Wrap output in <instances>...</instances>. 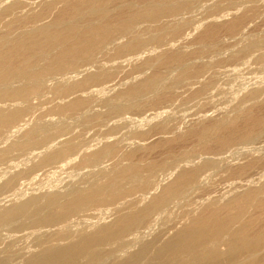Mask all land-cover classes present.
I'll list each match as a JSON object with an SVG mask.
<instances>
[{"label": "rangeland", "instance_id": "1", "mask_svg": "<svg viewBox=\"0 0 264 264\" xmlns=\"http://www.w3.org/2000/svg\"><path fill=\"white\" fill-rule=\"evenodd\" d=\"M37 1L40 2L0 0V14L7 6L22 3L17 16L27 14L28 19H32L45 9L43 3ZM123 1L120 5V15L130 4L138 10L146 5L145 0ZM180 1L189 5L186 11L182 12L181 18H185L184 21L189 25L181 36L175 34L176 21L179 19L176 17L163 19L153 26L141 23L137 26L136 33L139 40L145 41L142 47L136 50L127 48L126 45L133 42L136 35H120L119 41L107 44L93 57L80 60L63 72H56L58 63L52 62L53 52L36 54L30 67H23L22 71H46L37 91L22 97V100L0 99V212L30 198L38 199L37 203L28 209L29 213L18 219L21 221L15 220L0 225V264H24L39 255L44 248L53 247L60 240L66 242L68 239L67 243H76L83 235L85 237L93 234L102 226L111 224L118 216H126L147 207L164 193L166 187L176 182L182 172L197 170L208 160L214 162V166L200 173L196 184L188 188L181 197L171 201L163 209L164 213L153 214L148 221L132 229L133 231L101 246L99 250L102 255L98 259L88 260L85 256H79L74 264H111L118 256L122 257L120 260H125L143 244L155 238H158L156 247H161L162 241L172 237L188 225L190 219L201 215L210 205L226 206L236 196H242L249 189L264 186V131L258 130L253 138L234 142L235 144L232 143L226 150L219 149L216 139L201 140L196 135L212 121H233L250 110H254L256 117L264 118V59H259L260 52H244V48L251 41L264 38V0ZM61 8L60 5L55 7L51 14L42 20L41 25L51 24ZM83 14L84 20L78 23L80 27L85 26L86 18L91 16L89 11ZM17 16L6 17L0 24V54L7 52L8 48L25 36L31 28L30 24L21 22ZM233 23H238L239 26L237 25L235 30H229ZM210 25L218 28L213 43L202 37ZM157 37L162 39L161 42H151L152 38ZM172 53H182L185 57L181 63L166 67L165 61ZM203 66L208 68L198 72ZM22 71L9 82L12 87L24 88L33 81L29 77L23 78ZM99 73L106 75L100 76L95 83L87 86V89L68 92L73 84L85 80L88 75ZM152 76L162 79L159 87L137 98L122 101L121 113L114 112V107L106 104L112 97L128 91ZM205 86L210 90L198 94V90ZM77 101L84 102L83 108L71 109V105ZM15 110L24 112L11 124H2L3 117ZM242 123L240 125L244 124ZM240 125L239 128L242 129ZM68 141L77 147L74 154H67L55 162H44L45 157L61 150ZM107 144H117V153L114 156H108L91 165L83 164L84 158ZM204 145H208L210 150L205 151ZM128 167L152 174L153 184L151 182L145 191L128 188L129 176L122 175ZM244 169L247 171L240 175V171ZM119 175L117 186L122 192L120 205L117 204L116 208H87L63 223L69 225L67 227L62 224L51 227L37 226L38 218L54 209L47 201L50 195L60 194L59 199L62 201L59 202L64 203L79 189L94 186L107 188L106 186ZM110 190L106 189V192L109 193ZM250 214V218L261 215L254 209ZM248 215L245 220L250 219ZM15 222H18L17 225ZM261 223L264 225V219ZM61 241L54 247L67 244H61ZM158 242H161V245ZM7 250L12 251L9 256ZM105 260L109 261L106 263ZM144 263L150 261L143 260L141 264Z\"/></svg>", "mask_w": 264, "mask_h": 264}, {"label": "bare ground", "instance_id": "2", "mask_svg": "<svg viewBox=\"0 0 264 264\" xmlns=\"http://www.w3.org/2000/svg\"><path fill=\"white\" fill-rule=\"evenodd\" d=\"M123 2H124L123 0H59V1L40 0L39 3L40 4L43 3L44 5L43 7L45 9L43 10L42 13L35 15L32 19H28L29 16H27V14L17 16L18 10H20L22 3H13L7 6L6 8H4L2 13L0 14V24L2 20H4L6 17L13 18L14 16L15 17L17 16L18 18H20L21 22L30 24L31 28L27 34L25 33L26 34L25 36L21 37L20 40L14 42L8 48L7 52L0 54V86H3L2 88H0V99L3 100L4 98H21L22 100V97H27L28 95L33 94L34 92L37 91L38 87L40 86V82L42 81L41 78L45 75L46 71L41 72V73L40 72L30 73V71L25 72V70L22 71L23 67H26V66L30 67V64H32L33 58L36 54L44 55V54L53 52L52 62L55 61L58 63L56 72H63L73 67L80 60L93 57L97 51L101 50L104 46H107V44H111L113 42H116L117 40L119 41L120 35H128V34L133 35V36L136 35V37H134V41L126 45L127 48L136 50L142 47L145 41L139 40V38L137 37V33H136L137 26L141 23H146L148 25L150 24L151 26H153V25L159 24L161 20L166 19V18H167L166 20L173 18V17H176V19L179 18L176 21V27H175V34L179 36H181L184 29H186V27L189 25L187 21H184L185 18L184 19L181 18L183 14L182 12L186 11V8L189 6L187 2L181 3L180 0H145V3H146L145 8L138 10L132 4H130L127 10L125 12L123 11L120 15V5ZM58 5H60L62 8L59 14L56 15L53 22L46 26L41 25L42 20L48 14H51V12ZM85 11H89L92 17L90 16V18H86L85 21L87 24L85 26L80 27L78 23L80 20H84L83 12ZM21 12H24V11H21ZM11 20H10V23H11ZM237 25L238 23L237 24L233 23L230 26L229 30H235ZM15 29H16V26H15ZM10 30L12 31L13 28ZM217 33H218L217 26L210 25L208 29H206L202 37H205L206 40H209L210 43H213L214 38H216ZM161 40H162L161 38L157 37V38H152L151 42H161ZM119 51H120V48H119ZM248 51L260 52L261 56L259 59L263 60L264 59V38L261 40L251 41L244 48V52H248ZM184 57L185 56L182 53H172L166 59L165 65L166 67H171L175 64L181 63ZM207 68H208L207 66H203L199 69L198 72H203ZM21 71H22L23 78L29 77L33 79V81L30 84H28L27 87L14 88L11 86L9 82L12 79H14L17 76V74ZM83 72L85 73V71ZM104 74L105 73L103 74L99 73L96 75L95 74L88 75V77L85 80L79 81L73 84L72 86H70L68 92L71 93L74 90L86 88L91 83L93 82L95 83L100 78V76H103ZM160 79L161 78L158 76L148 77L144 81L130 88L128 91L124 93H120L112 97L110 100L106 102V104L112 105L114 107L113 108L114 112L121 113L120 103L122 101L126 99H130V98L132 99L133 97L137 98V96H141L149 91H153V90L155 91V89L159 87L158 84L160 82ZM19 84H21L20 81H19ZM208 90L210 89L207 86L202 87L198 90V94L206 93ZM132 102L134 103V101ZM83 105H84L83 101H77L71 105V109L79 110L83 108ZM23 112L24 111L22 110H18V111L15 110V112H12L9 115H6L5 117H3L1 121L2 124L4 125L11 124L12 122L18 120L23 114ZM96 115L98 117V114ZM256 115L257 114L254 112V110H250L247 113H245L241 118H236L233 121H229V120L212 121L207 126H205L201 131H199V133H197L196 135L201 140L207 139V138L208 140L216 139L217 140L216 145H218L219 149L226 150L234 142L245 141V140L250 139L252 136H254L257 133L256 131L258 130L260 132L264 131V118H258L256 117ZM240 123H242L243 125H240ZM239 125L242 127V129L239 128ZM4 127L5 126H3V129ZM117 148H118L117 144H107L101 150L88 155L86 158H84L82 162L84 165L94 164L95 162L105 159L108 156H114L117 153ZM204 149L205 151H209L210 147L206 145ZM76 150H77V147L70 144L68 141V143L61 150L54 151L53 153L45 157L44 162L51 163V162L61 160L67 154L76 152ZM6 155H7V152H6ZM172 162H175V161L173 160ZM168 163L169 162H167V164ZM202 164H204V166L200 167L197 170H194L191 172H188V171L182 172L180 176L178 177V179L176 180V182L166 187V189L164 190V193L161 196L155 198L153 202L149 204L147 207L137 212L130 213L126 216H122V217L118 216L111 224L102 226L97 231L95 232L93 231L94 233L91 231V233H93L91 235H88L89 233H87L86 231L88 236L83 237L84 236L83 235L82 238L76 243H67L68 239L66 240V238H65L66 242L65 241L62 242L60 240L62 242L61 244H63L64 242L65 244L66 243L67 244L65 246L63 245L62 247H54L56 244L58 245V243L60 242L59 241L58 243L54 244L53 247L44 248V250L39 255H36L34 257L31 256L32 258H30L24 264H74L75 260L79 256H85L86 258H88V260L95 259V258L98 259V257L102 255L101 251L99 250L101 246L105 244L107 245V243L111 242L112 240L120 239L122 236L130 232L135 227L148 221L153 214L164 213L163 209H165V207L168 204H170L171 201L173 202L174 199L181 197L188 188H191L192 186L196 184L200 173H202L205 169H209L214 166V162H212L211 160H208V162H205V163L203 162ZM205 171H208V170H205ZM245 171L247 170L244 169L240 171V175L241 173H245ZM122 175L125 177L129 176L128 188H133L135 190L137 189L144 190L148 188L150 183L153 181L152 174L142 173L141 170H139L138 168H133V167H128L127 169H125ZM119 180H120V175L117 176L116 179L111 181L108 184V186H106L107 188H103L100 185H98L100 186V188H96L94 186L88 189H81V190L79 189L77 191L74 190L75 192L73 194L71 195L67 194V195H70V198L64 203L59 202L60 194L59 195L58 194H52V195L48 194L50 195V197H49V200L47 201L49 202L50 207L52 206L54 209L51 210L50 212H47L48 213L47 215L43 214V212L45 211L43 209L44 211H42V214L45 216H41L40 218H38V220L36 221L37 226H47V227L50 226L51 227V225H59V224L60 225L62 224L63 226L65 225L63 223L68 222V220L73 215L81 211H84L87 208L89 209L92 207H104V206H114L115 207L117 204L120 203V193L122 192V190H120V187L117 186ZM106 189H111V190L108 193L106 192ZM230 199L231 198H229V200ZM37 200H38L37 198L33 197L25 202L17 203L14 206L1 211L0 212V225L7 224V223L9 224L12 221H15V220L17 221L18 219L20 218L22 219L23 217H25L27 215L26 213H29L28 209H30V207L33 204L37 203L36 202ZM42 201L44 202V197ZM44 205H46V203ZM253 209L261 213V215L259 216L255 215L254 217L250 218L248 214H250V212H252ZM247 215L250 218L249 220H245V217H247ZM263 219H264V186H261V187L249 189L248 192H245L242 196H239V197L236 196V198L228 202L226 206L220 207L219 205L212 204L209 207L205 208L201 215L190 219L188 225L178 230L169 239L162 241V245L160 244L161 242L160 243L158 242L161 245V247L160 246L156 247L158 238L157 239L155 238V240L143 244L140 247V249H138L137 252H134L133 254H131L127 259L120 260L121 256L120 257L118 256V258L114 259V261L111 264H141L143 260H148L150 261V263L156 262L157 264H167V263H171V264H264V225H262L261 223ZM18 221H21V220H18ZM15 223L17 225L18 222H15ZM28 223H31V222H28ZM89 223L90 221L88 222V224ZM12 224L10 226H12ZM69 234L67 236H69ZM1 237L3 238V236ZM27 240L28 239H26V241ZM126 240H124L125 243H126ZM115 246H116V243H115ZM222 247H224V249H222ZM10 252H8L7 250L8 256ZM11 256L17 257V255H11ZM4 257L5 256L1 258L4 259ZM110 257H112V255ZM4 261H6V259ZM11 261H14V260H11ZM105 261L107 263L109 260H105ZM150 263H147V264H150ZM7 264H10V263L7 262Z\"/></svg>", "mask_w": 264, "mask_h": 264}]
</instances>
